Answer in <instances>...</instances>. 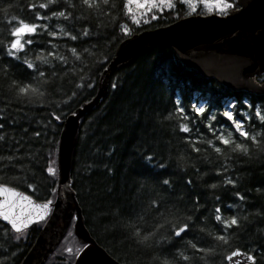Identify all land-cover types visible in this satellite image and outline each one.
Here are the masks:
<instances>
[{
  "label": "trees",
  "instance_id": "16d2710c",
  "mask_svg": "<svg viewBox=\"0 0 264 264\" xmlns=\"http://www.w3.org/2000/svg\"><path fill=\"white\" fill-rule=\"evenodd\" d=\"M40 3L47 0H0V186L48 202L55 200L57 178L47 169L57 165L64 122L97 95L119 45L194 14L176 2L136 26L127 0H97L91 8L82 0H55L47 9ZM32 4L50 18L36 19L28 10ZM58 12L66 18L52 15ZM19 20L47 30L24 36L22 42L33 43L13 59L7 55L10 21ZM25 84L42 94L19 96L17 86ZM257 111L264 115V96L233 92L203 77L167 47H151L116 69L98 109L81 120L71 169L90 236L120 264H228L234 250L264 264V122ZM225 113L250 135L259 133V143L241 137ZM229 133L247 153L234 150L235 143L220 144L217 137ZM216 215L238 224L225 228ZM185 223L189 230L176 237L174 230ZM42 226L16 234L0 222V264H20ZM82 249L71 225L46 264H73Z\"/></svg>",
  "mask_w": 264,
  "mask_h": 264
},
{
  "label": "water",
  "instance_id": "95a60500",
  "mask_svg": "<svg viewBox=\"0 0 264 264\" xmlns=\"http://www.w3.org/2000/svg\"><path fill=\"white\" fill-rule=\"evenodd\" d=\"M236 5L238 8L225 16H190L164 28L134 34L119 45L103 73L97 95L64 122L57 149L56 195L46 213L43 205L49 201L37 202L14 188L0 186L19 194L12 197L0 193V205L7 201V207H0V212H6L9 216L6 221L0 215V222L16 234L43 224L20 264H46L71 225L78 244L83 246L73 264H120L90 236L70 177L81 120L98 109L107 95L109 78L116 69L131 64L151 47H167L177 55L184 67L197 71L203 77L233 92L264 96V0H236ZM260 77L261 83L256 80ZM40 215L44 216L42 220ZM12 220L21 227V232L11 227ZM25 224L28 227L25 228ZM235 251L241 255L233 261L226 259L228 264H235L237 260L240 264H252L247 260L252 254Z\"/></svg>",
  "mask_w": 264,
  "mask_h": 264
},
{
  "label": "snow or ice",
  "instance_id": "6c2138e0",
  "mask_svg": "<svg viewBox=\"0 0 264 264\" xmlns=\"http://www.w3.org/2000/svg\"><path fill=\"white\" fill-rule=\"evenodd\" d=\"M55 0H47V3H40L39 4V8L40 9H47L48 6L52 3H54ZM83 4L88 6V7H93L95 6L97 0H82ZM134 2V0H128V4H132ZM161 2L163 3V0H161ZM104 3H108V0H104ZM154 4H148V10L151 11L152 7H154ZM208 8V11L211 12L213 9H217L221 14H226L227 10L233 7V4L230 2H227V0H215L214 3L211 4H206L205 5ZM136 7L138 9L140 8H145L146 4H142V3H136ZM29 11H33L35 12L36 15V19L38 20H43V19H49L50 17L48 16H43L41 15L40 12L36 11V5L32 4L30 5ZM129 13L132 12L131 8H128ZM192 11L195 12L196 11V6L193 5L192 6ZM52 15L58 16V17H65V13L64 12H58V13H53ZM66 18V17H65ZM152 19H157L156 15H153L151 17ZM134 22H137L134 20ZM10 23L12 24V27L10 29V35L13 39H11L7 45V55L12 57L13 59H19V56L17 55V53L24 51L25 49V45H31L33 43V41L31 40H25L22 42V38L26 35H33L37 33V29L43 28L44 30H47V25H40V24H30L27 22H24L23 20H19V21H10ZM145 23H147V20H145ZM123 31L125 32V34H127L128 29L127 27H123ZM50 35H55L54 33H49ZM85 35H87V32H85ZM76 37H72V39H75ZM73 53L75 54V49H73ZM49 56H52V53L48 54ZM37 59H42L41 56H38ZM44 62H47L46 60ZM27 68L29 69H33L34 68V64L32 62L29 61H25ZM44 73L40 72V76H43ZM14 86H15V82ZM115 87V85H113ZM18 87V92L17 94L19 96H29V95H37V94H42V93H38V89L33 87L30 84H25L23 86H17ZM197 113L198 114H203L204 113V109L203 108H198L197 109ZM225 116L227 117V119L231 122H233V126L236 130V132L239 133V135L241 137H244L246 140L250 139L253 143H259L257 136L259 135V133H257V135H250L248 131L245 130V125L243 124V122H239L235 120V117L233 116L232 113H225ZM256 116L258 118L261 119L262 122H264V115L261 114L260 111L256 112ZM186 118V117H185ZM54 119H59L58 116L54 117ZM3 125L0 124V128H2ZM180 131L187 133L189 131V128L187 125L185 124H181L180 125ZM2 138V137H0ZM217 139L219 140L220 144L224 145V146H228L230 144L235 143L232 139H231V133H229L228 137H224V136H218ZM195 151H199V149H194ZM217 153L221 152V148L216 147L214 149ZM234 150H240L243 151L245 153H247L248 149L246 146L240 144V143H235V148ZM49 175H54L55 174V169L52 168L51 166L48 167L47 169ZM169 183V181L165 180L164 184L167 185ZM227 183H233V181L228 180ZM213 187H215V185H213ZM0 193H5V194H9L12 197H16L19 194L15 193V192H11L8 188L4 187V188H0ZM24 199H27V197H24ZM51 204V201H49L48 203H45L43 205V210L46 213L49 205ZM0 207H7V201L5 202V204L0 205ZM216 212L219 213L220 209L217 208ZM0 215L3 216V218L7 221L9 220V216L6 212H0ZM41 220L44 218L43 215H40L39 217ZM215 219L218 222H222L224 224L225 228H231L233 226H236L238 224V220L233 217L230 220H222V217L220 215H216ZM11 223V227L16 231V232H21V227L16 223L15 220L10 221ZM24 227H28L27 224L24 225ZM189 230V225L187 223L183 224L182 226L177 227L174 230V235L176 237H181L182 233H185L186 231ZM137 236L140 235L139 232L136 233ZM142 239L147 240L148 237L144 236ZM217 239L224 241L226 238L224 236H219L217 237ZM193 247L195 248V245H193ZM197 251H200V249H197ZM241 253L237 252V251H233L231 253V255L227 256L226 259L228 261H233L235 257L240 256ZM185 260H188L189 257L184 256L183 257ZM247 260L252 262V264H255V259L253 256H248ZM165 264H167V262H165ZM235 264H240V261H235Z\"/></svg>",
  "mask_w": 264,
  "mask_h": 264
},
{
  "label": "rangeland",
  "instance_id": "374dc122",
  "mask_svg": "<svg viewBox=\"0 0 264 264\" xmlns=\"http://www.w3.org/2000/svg\"><path fill=\"white\" fill-rule=\"evenodd\" d=\"M142 3V4H146L145 8H140L138 9L136 7V3ZM176 2H181L187 9L188 12L190 14H194L196 15L198 12H205L208 15L211 14H217L220 16H225L228 14L229 11H233L236 9V0H227V2H230L233 4V7L227 10L226 14H221L217 9H213L211 12L208 11V8L205 6L206 4H211L214 3L215 0H163V3L161 2V0H134V2L132 4H128V0H127V11L128 8L132 9V12L129 13L133 23L136 26H141L143 24H145V20H147V22H149L150 20H152V16L156 15L157 12H162L163 10H170L175 6ZM148 4H154L155 6L152 7L151 11L148 10L147 5ZM195 5L196 6V11L193 12L192 11V6ZM137 21V22H134ZM128 34V32H127ZM56 170V167H55Z\"/></svg>",
  "mask_w": 264,
  "mask_h": 264
},
{
  "label": "bare ground",
  "instance_id": "6f19581e",
  "mask_svg": "<svg viewBox=\"0 0 264 264\" xmlns=\"http://www.w3.org/2000/svg\"><path fill=\"white\" fill-rule=\"evenodd\" d=\"M235 251V250H234ZM229 256V255H228Z\"/></svg>",
  "mask_w": 264,
  "mask_h": 264
}]
</instances>
